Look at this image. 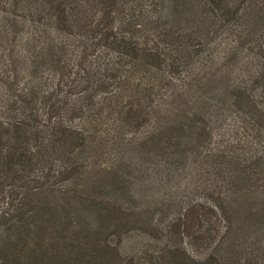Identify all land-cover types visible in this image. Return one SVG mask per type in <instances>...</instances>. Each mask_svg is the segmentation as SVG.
I'll list each match as a JSON object with an SVG mask.
<instances>
[{
  "label": "trees",
  "instance_id": "trees-1",
  "mask_svg": "<svg viewBox=\"0 0 264 264\" xmlns=\"http://www.w3.org/2000/svg\"><path fill=\"white\" fill-rule=\"evenodd\" d=\"M0 264H264V0H0Z\"/></svg>",
  "mask_w": 264,
  "mask_h": 264
},
{
  "label": "rangeland",
  "instance_id": "rangeland-1",
  "mask_svg": "<svg viewBox=\"0 0 264 264\" xmlns=\"http://www.w3.org/2000/svg\"><path fill=\"white\" fill-rule=\"evenodd\" d=\"M182 178H180L181 180ZM181 184V185H178ZM191 181L186 183V180L177 182L176 178L166 176L163 172H157L151 179V185L157 187L156 200L159 202L165 196H169L173 192V188H180L181 191H189ZM156 190V191H157ZM160 203V202H159ZM159 203L157 206H160ZM156 208V207H155ZM175 213H170L168 216L162 215L161 211H154L152 215L147 217V223H144L142 229L130 230L122 235V246L124 250L131 251L134 248L150 247L152 252H159L167 246L165 234H170L175 231ZM189 253L196 258H203L207 255V251L199 250L191 244H187Z\"/></svg>",
  "mask_w": 264,
  "mask_h": 264
}]
</instances>
